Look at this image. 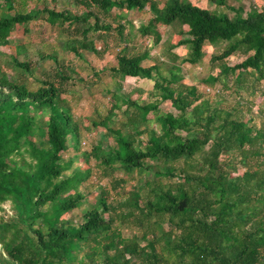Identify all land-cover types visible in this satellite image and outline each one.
<instances>
[{"label": "trees", "instance_id": "16d2710c", "mask_svg": "<svg viewBox=\"0 0 264 264\" xmlns=\"http://www.w3.org/2000/svg\"><path fill=\"white\" fill-rule=\"evenodd\" d=\"M29 1L0 0V47L43 20L78 58L115 50L109 75L117 90L108 112L96 110L85 124L69 95L87 80L66 56L41 52L50 63L36 84L29 75L41 60L25 41L9 60L17 74L0 58V211L7 202L13 210L0 215V264H264V121L256 123L253 100L206 96L174 71L176 48L190 45L183 61L195 65L210 43L219 72L207 85L242 96L260 83L264 98V0L248 11L229 0H213L215 9L191 0H69L64 7L37 0L32 10ZM147 6L153 15L138 28L143 36L158 43L160 25L180 28L182 38L169 43L170 75L143 64L151 50L138 51L126 16L114 14ZM238 52L246 58L230 64ZM129 76L153 80L155 100L119 94ZM166 101L176 112L161 109ZM258 114L264 118V100ZM92 127L105 128L113 143L83 150V129ZM80 158L86 167L75 165ZM95 170L108 183L77 221L68 214L88 201L83 187Z\"/></svg>", "mask_w": 264, "mask_h": 264}, {"label": "rangeland", "instance_id": "374dc122", "mask_svg": "<svg viewBox=\"0 0 264 264\" xmlns=\"http://www.w3.org/2000/svg\"><path fill=\"white\" fill-rule=\"evenodd\" d=\"M48 1L51 2V5H54L55 3L52 0ZM68 1L69 0H57L56 2L58 7H64ZM191 1L201 7H207L211 9H215L218 4L213 0ZM229 2L236 8L243 7L245 11L250 10V8L254 5L260 6L263 4V0H229ZM37 3V0L29 1L28 9L32 10L35 8ZM225 10L231 16L236 14L234 10L229 8H225ZM3 12L4 8L0 7V14ZM114 14L126 16L124 18L128 24L127 33H130L129 35L133 40L132 42L136 44L138 51L143 52L146 49L151 50L149 58L145 60L143 64L146 66L157 64L159 65L160 71L163 74L170 75V70L173 69V61L169 54V43L178 42V40L182 38V35L179 34V26L160 25L159 29L162 32V40L158 43H155L153 37L143 36L138 29L141 24L147 23L149 18L153 15L149 6L143 10L132 9L130 11H124L120 9H114ZM30 28L32 30L30 34H23L20 30L14 31L11 36L13 40L12 44L9 46L0 47L1 51L3 52L2 55H0V58L4 61L5 70L10 74H17V72H19L15 65L9 61L11 60V56L17 52V43L25 41L28 45L29 54L35 61L40 59L41 52L46 53L55 49L59 51L61 56H66V58L71 61L72 64L77 66L81 76L87 80L86 83L90 84L89 87L85 82L83 83L78 81L77 84L73 86L72 95H69V98L72 100L76 116L80 119L83 118V123L88 124L90 123L91 119L96 116V110H99L103 114L107 113L109 107L111 106V102L114 100L112 92L117 90V82H115L114 79L109 75L110 68L117 64L115 55L116 51L111 50L106 52L103 56L86 51L85 59H81L70 52H65V49L62 47L63 43L58 37V27L52 26L50 23L43 20H38L33 22L30 25ZM98 47L102 48V44L99 43ZM190 47V45L180 46L174 50L180 56L179 60L175 62L178 69H174V71H176L175 73L178 76L182 77V81L186 84L198 85L200 90L203 91L206 96L216 97L219 93H222V95L228 98V101L231 104H237L239 100H253L255 102L253 113L257 116L256 123L258 125L262 124L264 118L259 116L258 111L260 106L263 105L264 98L261 95V91L259 89L263 86H261L260 83H256L254 85V89L256 90L257 88L256 94H254L255 91H253V89L250 91L245 89L242 92V96L236 93L231 95L229 91L224 90L221 83H217L215 87H210L207 85L205 80L210 75V73L217 74L219 72V69L213 71L211 67V56L216 50V47L210 43H207L205 46L206 56L200 63L195 65L183 61V58L187 56L188 51H190ZM24 57L25 55L20 56L21 59H24ZM245 58L246 56L243 53L238 52L228 58V61L233 65L241 62ZM49 63V61L41 60L33 70L34 74L31 73L29 75L30 81L36 84V77L41 76L44 67L48 66ZM95 72H97L99 75L96 76ZM122 85L123 88L119 90V94L123 96L131 95L134 99H139L142 103L155 100L150 94L154 87V81L151 79L129 76L122 82ZM140 90H143L144 92H141ZM244 108L247 110L246 105H244ZM161 109L164 111L176 112V109L172 106L170 101L162 103ZM104 134L105 128L103 127L83 129L82 149L85 151H90L92 150L93 146L98 143H103L104 145L107 143H113V141L109 138H106ZM70 153L72 155L75 153V151L71 150ZM68 155V153L65 154L66 157H68ZM93 162H95L94 158ZM75 165H81L82 167L87 166L83 158L77 160ZM100 183L107 184L108 180H100L97 170H95L91 179H89V181L86 183L87 186L83 187L84 192L88 196V201L81 208L71 211L68 216H71L77 221L82 220L84 210L90 207V205L95 201V196L99 193L98 186ZM4 207L6 208V212L0 211V215L13 213L11 202L5 203Z\"/></svg>", "mask_w": 264, "mask_h": 264}]
</instances>
